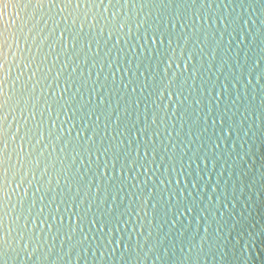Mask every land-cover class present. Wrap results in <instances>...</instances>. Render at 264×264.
Here are the masks:
<instances>
[{
	"label": "clouds",
	"instance_id": "obj_1",
	"mask_svg": "<svg viewBox=\"0 0 264 264\" xmlns=\"http://www.w3.org/2000/svg\"><path fill=\"white\" fill-rule=\"evenodd\" d=\"M15 7L0 32V264H254V236L228 249L224 186L187 177L234 166L226 141L264 127V4ZM53 205L80 224L53 231Z\"/></svg>",
	"mask_w": 264,
	"mask_h": 264
},
{
	"label": "water",
	"instance_id": "obj_2",
	"mask_svg": "<svg viewBox=\"0 0 264 264\" xmlns=\"http://www.w3.org/2000/svg\"><path fill=\"white\" fill-rule=\"evenodd\" d=\"M243 2L264 4V0H243ZM27 3L28 0H0V31H3L5 27H9L11 31L16 30L21 9L15 5ZM73 135H75V130ZM224 150L225 153H232L235 158L234 166L230 163L225 168L222 158L216 159L214 169L211 161H209L208 169H205L203 164L199 169L193 164L191 175L187 177L188 183L196 181L198 185L206 187L209 192L213 188L219 190L220 185L224 186L228 197L227 202L232 207V214L226 221L229 228L227 241L229 251L233 252L234 256H238L241 242L245 247L247 245V240L244 238L254 236V246L257 249L254 264H264V127H258L255 135L250 134L244 145H241L233 134L226 141ZM196 163L199 164V160ZM52 207L54 212L49 214L48 221L52 224L53 231L56 230V225L61 222L64 225L80 224L79 217L73 215L77 211L74 205L67 214H64L63 207L59 209L58 214L55 212L56 205ZM53 215H55V221H53ZM61 216L63 217L62 221ZM39 223L38 220L37 225ZM44 227L47 229L48 224H45ZM95 227H99V224L97 223ZM105 230L107 229L105 228ZM85 231H87V227H85Z\"/></svg>",
	"mask_w": 264,
	"mask_h": 264
},
{
	"label": "snow or ice",
	"instance_id": "obj_3",
	"mask_svg": "<svg viewBox=\"0 0 264 264\" xmlns=\"http://www.w3.org/2000/svg\"><path fill=\"white\" fill-rule=\"evenodd\" d=\"M0 32H2V31H0Z\"/></svg>",
	"mask_w": 264,
	"mask_h": 264
}]
</instances>
